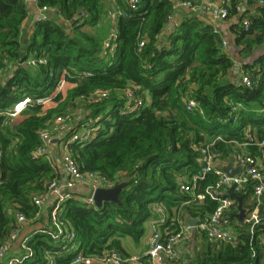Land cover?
<instances>
[{
	"label": "trees",
	"instance_id": "obj_1",
	"mask_svg": "<svg viewBox=\"0 0 264 264\" xmlns=\"http://www.w3.org/2000/svg\"><path fill=\"white\" fill-rule=\"evenodd\" d=\"M120 1L122 13L111 54L81 30L97 18L93 0H37V8L50 10L49 18L35 23L28 33L23 28L30 11L26 0H0V113L30 99L8 126L0 116V245L15 227L16 212L32 223L38 208L31 196L42 193L46 181L59 179L47 155L32 157L41 144L40 131L50 128L57 115L81 109V120L64 141L81 129H96L90 141L68 144L81 173L103 176L113 187L127 183L118 205L103 203L95 209L71 196L61 206V220L75 232L78 248L91 256L113 249L131 257V247L143 245L148 221L159 219L157 206L167 217L160 225L162 233L176 229L171 220L178 214L204 217L214 211L216 202L194 201L192 194L180 191L178 182L199 170L200 146L212 144L211 151L218 155L215 161L220 162L258 153L255 146L245 144L248 135L264 138V52L243 68L250 87L241 80L231 82L233 60L222 46L226 36L215 33L196 10L182 13L162 40L167 19L174 13L172 0H136L134 7L130 0ZM186 1L196 7L201 2L181 0ZM227 1L229 18H237L231 28L233 44L245 51L262 47L264 5H258L251 17L236 11L243 0ZM244 18L249 22L247 31ZM38 58L46 63L27 65ZM62 75L66 85L58 93ZM99 90L108 97L93 103ZM127 90L143 101L134 112L126 109ZM190 96L198 110H186ZM44 98L50 103L37 104ZM215 181L209 175L198 183V192ZM251 186L236 195L243 198L246 216L255 207ZM258 213L264 217V198ZM237 214L236 203L228 218L237 244H212L203 236L201 249L194 247L191 264H264V220L251 230ZM41 230L45 232L28 235L32 256L18 264H47V255L54 264H70L75 254L60 255L63 242L51 238L48 224Z\"/></svg>",
	"mask_w": 264,
	"mask_h": 264
},
{
	"label": "built area",
	"instance_id": "obj_2",
	"mask_svg": "<svg viewBox=\"0 0 264 264\" xmlns=\"http://www.w3.org/2000/svg\"><path fill=\"white\" fill-rule=\"evenodd\" d=\"M36 4L37 0H30ZM136 0H130V4L134 7ZM206 1V7L211 11L213 17L216 20L226 21L229 19V9L227 0H201ZM246 1V0H244ZM257 5H264V0H250ZM180 6L187 7L190 10H196V6H192L190 2H181ZM39 16L37 22H45L48 20L49 9L47 7L39 8ZM236 11L240 13L241 6L236 8ZM112 19L115 17V13L111 14ZM168 22H172V16L168 17ZM242 26L247 31L249 28V22L246 18L242 19ZM174 24L173 26H176ZM217 32V29L214 30ZM116 37V28L111 29L107 41L102 44V50L111 53L115 49V43L113 40ZM140 47L143 43H140ZM222 46L227 47L226 39L222 40ZM46 63L45 58L30 59L27 65L36 67ZM57 82L56 91L58 93L63 92L65 88V76ZM83 76L88 77L89 74L85 73ZM241 81L244 85L250 87L251 80L248 76L243 75ZM108 93L103 90L97 91L92 98L93 103H97L100 100L106 99ZM126 109L128 112H134L140 106H142V99L136 98L132 90H127L126 95ZM37 104L47 105L50 103V99H38ZM30 104L29 98H24L13 105L12 108L6 109L0 113V116L4 118L3 126H8L10 121L18 117L21 112ZM231 106V103H228ZM240 106L233 108V111L237 110ZM185 108L187 111L198 110V105L195 100L190 96L185 102ZM201 112V111H200ZM82 114L77 113H65L57 115L50 128L42 130L39 133L40 146L32 153V157L38 159L39 157L46 156L47 149L53 140L58 141L62 139V136H66L71 132L76 123L81 120ZM96 129H81L78 132H74L67 140H62V153H61V165L66 173L67 180L64 184L59 182V179L53 178L44 183V190L40 194H34L31 196L32 204L40 210L46 204V201L50 198H54V205L49 212V231L48 234L56 242H63L61 246L60 255L74 253V257L70 264H175L177 261V248L186 242L192 233L205 237L208 242L212 244L226 243L231 246L237 244V238L233 233L231 223L228 218V212L236 205V201L230 196H224V192L232 190L234 195L240 193L248 184H252L251 198L255 202L254 209L245 216V222L251 225V230L257 225L264 217L258 213V206L262 198H264V138L256 140L253 136H247L246 146H255L257 148L256 155L242 154L236 158V166L240 167V171L233 177H229L223 172L221 168L214 167L215 159L218 155L213 154L211 151L212 144L202 145L199 147L200 152V168L189 179L179 178L180 191L183 193H190L193 195L194 201L202 202L206 198L217 203L214 211L204 217H190L198 218V223L194 227H190L187 224L185 217L180 214L176 215L171 221L172 225H176L175 230H169L167 228L162 231L160 225L167 222L164 210L161 206L156 207V212L159 215V219L150 222L151 235L148 240V247L143 257L146 261H143L141 257H122L113 249H106L101 254L91 256L85 254L78 248L75 242V232L65 222L61 220V206L65 200L71 198L68 191L76 186L87 187L89 194L84 197L83 203L87 206L96 209L93 195L97 189H111L113 184L103 176H98L92 173H81L68 150V144L72 142H87L94 137ZM214 175L216 181L204 188L203 192H198L199 182H205L209 175ZM190 202H186L184 205H188ZM15 227L12 230L8 240L0 245V260L11 251L13 244L19 240V248L23 252L22 257L9 259L4 264H18L21 260L27 259L32 256V250L28 245L29 237L22 236L21 232L25 224L30 221L21 212L15 214ZM35 232L44 233V230H36ZM47 264H54L51 256L47 255Z\"/></svg>",
	"mask_w": 264,
	"mask_h": 264
},
{
	"label": "crops",
	"instance_id": "obj_3",
	"mask_svg": "<svg viewBox=\"0 0 264 264\" xmlns=\"http://www.w3.org/2000/svg\"><path fill=\"white\" fill-rule=\"evenodd\" d=\"M96 5L97 10V18L93 23L82 25L81 30L83 33H85L87 36L95 40L98 44H102L107 41L111 29L115 27V24L117 23L118 17L122 13V6L120 0H93ZM175 4L174 6V13L172 15V22H168L167 27L164 29L163 35L161 39H165V37L170 33L172 27L174 24L178 23L181 19V14L184 12H189L190 9L187 7L180 6L181 0H172ZM210 1V0H208ZM29 6V17L27 21L24 24V31L30 32L32 27L35 23H37V18L39 16V8H37L36 4H34L30 0H26ZM243 5L241 6L240 15H247L254 17L256 15V7L257 4H247L246 1H242ZM197 8L196 11L200 16V19L208 24H211L214 26L215 29L218 31H221L227 39V50L229 51V54L232 57L233 60V67L231 70L230 80L231 82L237 83L241 80L242 76L244 75V66L251 64L255 58H257L260 54L264 52V45L262 47H256L255 49L245 51L242 50V46L236 47L233 44V34L231 32V28L237 23V18H229L226 21H220L216 20L211 11L206 7V1H197ZM115 13L114 19H112L111 14ZM255 13L254 16L252 14ZM49 17V13H48ZM12 123V121H10ZM62 136L59 141L55 143H51L47 149V157L48 159L53 163L56 174L59 177V182L61 184H64L67 180L66 173L64 172L62 165H61V153H62ZM57 140V139H55ZM238 155H233L231 158H229V161L226 162H220L215 161L214 167L216 168H223L227 164H231L233 169H236L238 166H236V158ZM240 171V170H239ZM238 171V172H239ZM237 172V173H238ZM70 195L76 199L83 201L84 197L88 196L89 191L87 187L83 186H76L70 191H68ZM55 201L53 197H50L47 201L44 207H42L40 210H38L37 214L35 215V218L32 220V223H27L24 225L21 235L22 236H28L32 232L41 229L43 226L47 225L49 223V212L54 205ZM185 219L190 218L187 214H183ZM154 221V220H152ZM150 221L147 223V236L145 237V240L143 242V245L140 246V248L132 249L131 247V257L132 256H138L143 257L145 251L148 247V240L151 235V228H150ZM234 233L233 228L231 229ZM235 234V233H234ZM202 237L198 236L194 233L191 234L189 239L184 242L181 246L177 248V261L175 264H191V257L192 252L194 250V247H198L197 242L201 240ZM19 240L13 244V247L11 251L4 257V259L0 260V264L6 263L9 259L18 258L23 256V252L19 248Z\"/></svg>",
	"mask_w": 264,
	"mask_h": 264
},
{
	"label": "water",
	"instance_id": "obj_4",
	"mask_svg": "<svg viewBox=\"0 0 264 264\" xmlns=\"http://www.w3.org/2000/svg\"><path fill=\"white\" fill-rule=\"evenodd\" d=\"M254 15H255V13L252 14V16H254ZM57 141L58 140H53L52 143H55ZM222 170L229 177H233L240 170V167L233 169L231 164H227L225 167L222 168ZM126 186H127V183L122 182V183L117 184L116 186H114L111 189H102V188L97 189L93 195V201H94L95 207L101 208L103 203L118 205L119 204L118 196L121 193V191L123 190V188H125ZM228 195L233 197V199L236 201L237 209H238L237 218L240 222L243 223L245 221V216H246V211L242 207V199L243 198L241 196L234 195L232 190L228 191ZM198 220H199L198 218H187V224L190 227H194L198 223Z\"/></svg>",
	"mask_w": 264,
	"mask_h": 264
},
{
	"label": "rangeland",
	"instance_id": "obj_5",
	"mask_svg": "<svg viewBox=\"0 0 264 264\" xmlns=\"http://www.w3.org/2000/svg\"><path fill=\"white\" fill-rule=\"evenodd\" d=\"M81 110V109H80ZM80 110H78V111H76L75 113H77V114H81V111ZM197 244H198V247H199V249H201V247H202V244H203V242H202V239L201 240H199L198 242H197Z\"/></svg>",
	"mask_w": 264,
	"mask_h": 264
}]
</instances>
